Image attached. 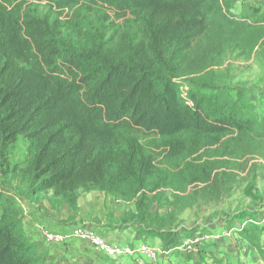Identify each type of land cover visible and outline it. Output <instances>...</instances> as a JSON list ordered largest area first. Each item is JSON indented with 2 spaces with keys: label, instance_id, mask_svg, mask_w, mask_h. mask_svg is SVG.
Wrapping results in <instances>:
<instances>
[{
  "label": "trees",
  "instance_id": "obj_1",
  "mask_svg": "<svg viewBox=\"0 0 264 264\" xmlns=\"http://www.w3.org/2000/svg\"><path fill=\"white\" fill-rule=\"evenodd\" d=\"M257 5L242 15L231 0H0V264L42 260L12 190H53L71 207L80 187L125 201L167 187L219 197L224 157L264 138L243 90L215 70L228 52L264 45ZM181 82L197 91L183 95ZM19 138L25 158L10 166ZM145 234L165 250L178 242L161 227Z\"/></svg>",
  "mask_w": 264,
  "mask_h": 264
},
{
  "label": "rangeland",
  "instance_id": "obj_2",
  "mask_svg": "<svg viewBox=\"0 0 264 264\" xmlns=\"http://www.w3.org/2000/svg\"><path fill=\"white\" fill-rule=\"evenodd\" d=\"M231 3L236 10L242 11V15H248L250 9L257 8V4L264 13V3L257 0H231ZM46 12L43 10V14ZM215 70L221 86L240 87L243 90L241 103L247 106L246 114L260 122L262 127L259 132H264V45L250 55L228 52ZM179 89L183 95L197 91L186 82H181ZM234 94L232 92L230 96L234 97ZM25 147V142L19 138L11 149L7 164H21L26 154ZM148 149L157 161L164 157L163 148L150 145ZM224 159L228 160L229 176L223 180L217 199H211L199 191L201 186L193 187L187 193H176L167 187L148 194L144 200L135 197L125 201L112 196L119 201L121 209L117 222L126 226L133 224L132 228L140 236L148 226L153 230L161 227L170 230L175 241H181L196 234L225 232L235 226L240 228L242 221L255 218V223L247 225L239 234L205 244L189 258L186 254L180 255L184 264H264V138L258 135L251 138L240 144L234 155ZM5 182L0 180V185L7 187ZM77 191L79 196L97 190L87 191L80 187ZM188 193L193 197L190 198ZM52 197L56 198L54 192ZM183 207V211H178ZM139 209L145 212L144 219L133 220L131 216L137 215ZM149 236L154 237L153 234ZM177 255V251L172 252V256L177 258Z\"/></svg>",
  "mask_w": 264,
  "mask_h": 264
},
{
  "label": "crops",
  "instance_id": "obj_3",
  "mask_svg": "<svg viewBox=\"0 0 264 264\" xmlns=\"http://www.w3.org/2000/svg\"><path fill=\"white\" fill-rule=\"evenodd\" d=\"M257 2L264 3V0ZM12 191L23 212L22 230L36 246L42 259L40 264H138L134 255L114 260L77 239H71L64 244H46L41 238L42 229L66 233L75 226H87L111 245L135 247L145 243L155 248L162 246L155 237L140 236L130 226L121 227L117 222L121 212L119 201L103 192L80 194L75 207H71L54 199L53 190L34 196H29L24 189ZM167 255L159 257L154 264H184L180 254L177 258L172 256V252Z\"/></svg>",
  "mask_w": 264,
  "mask_h": 264
},
{
  "label": "built area",
  "instance_id": "obj_4",
  "mask_svg": "<svg viewBox=\"0 0 264 264\" xmlns=\"http://www.w3.org/2000/svg\"><path fill=\"white\" fill-rule=\"evenodd\" d=\"M236 235L233 229L225 232H209L196 234L190 239L181 240L169 250L163 248L151 247L145 243L136 245L135 247H122L108 244L93 229L87 226H75L66 233H56L47 229L41 230L42 241L46 244H64L71 239H77L92 246L98 253L111 259L117 260L125 256H136L138 264L151 263L158 261L159 257L167 255L169 252L177 251L179 254L196 255L203 245L215 243L224 237Z\"/></svg>",
  "mask_w": 264,
  "mask_h": 264
}]
</instances>
